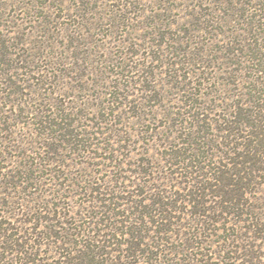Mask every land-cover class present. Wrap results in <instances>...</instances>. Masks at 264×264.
<instances>
[{
    "label": "rangeland",
    "instance_id": "1",
    "mask_svg": "<svg viewBox=\"0 0 264 264\" xmlns=\"http://www.w3.org/2000/svg\"><path fill=\"white\" fill-rule=\"evenodd\" d=\"M262 150L264 0H0V223L41 264L99 218L103 264H264V178L203 193Z\"/></svg>",
    "mask_w": 264,
    "mask_h": 264
},
{
    "label": "trees",
    "instance_id": "2",
    "mask_svg": "<svg viewBox=\"0 0 264 264\" xmlns=\"http://www.w3.org/2000/svg\"><path fill=\"white\" fill-rule=\"evenodd\" d=\"M258 121L259 120L256 119L253 122V120L251 121L249 119L247 122L248 124L246 122L244 124L246 125L245 127H247V125H248V129H249V128H253V126L255 125L253 123H257ZM257 126L258 125H255V127H257ZM251 149H252L251 144H249V146H248V153L249 154H251L250 153ZM262 151H264V150H262ZM260 154H264V152H260ZM261 160H258V161L261 162ZM254 161L256 162L257 160L254 159ZM245 162H241V164H244ZM261 163L264 164V160ZM254 174H256V173L253 171L251 173H246V172L244 173V171H239V170H238L237 174H231V175H229V174L224 175V173L218 174L217 176L214 177V179H213L214 183L213 184H210V183L206 184V182H204L205 187L203 188V193L210 192V195H212L213 197H218L220 195L219 193H221L220 189H225V187L228 188V186H231V185L234 187L238 186V194H236V193L234 194L235 198H237V199H234V202H235L236 206L243 207L244 203H243L242 198L245 197V195H247L248 186L255 185L257 179H260L262 177L264 178V170L258 171V174H262V176H256V175L254 176ZM226 177H229V179L232 178L235 180L229 181ZM229 182H231V183H229ZM220 184H221V186H220ZM221 191H222V193H225V192H223V190H221ZM203 195L204 194H201V196H203ZM226 202H228V201H226ZM51 210H48V212H46V209L42 208V210L39 213H34L33 211H29L26 213V215L29 216V219L22 222V223H24V224L33 223L34 226L35 225L43 226L44 224L48 225V223L53 224L54 222H56V219H57V217H59V215L57 216L56 212L52 213ZM47 213H48V215H50L51 218L45 216ZM60 215H62V214H60ZM101 219L102 218H99L98 222L93 224V226H91L92 223H89L88 226L85 225L86 226L85 229L88 230L89 233L93 234V237H90V238L87 237V239L84 241L85 244L82 245L83 248L81 250H78V251L72 250L71 248L69 250H66L65 252L67 254L65 253V254L60 255L61 257L56 264H95V263L103 264L104 262L103 261L100 262L99 259H97V258H100L102 256H105V255H108L111 253V252L106 253V249L111 248L114 245H116L117 247L121 246V245L124 246L125 244H123V243H115V240H116V237L118 236V234H120L122 236L123 233L122 232L118 233V230H116L114 227H112V225L109 226L107 224L106 220H104V219L101 220ZM100 220H101V222H99ZM36 229H38V228H36ZM83 232H85V230H83ZM253 232H256V231L254 230ZM20 233L21 232H20L19 228H14V226L10 227V225L6 226L4 223H0V264H4V259H5L4 255H6V253H12L13 251L17 255H20V256H22L23 254L24 255L22 256L23 258H18V259L12 260V264H36V263L41 264V261L35 259L36 255H37L36 253H28V252L24 251L25 246L27 244L24 241L21 242V240L17 238V236H19ZM80 233L78 232V233L74 234V236H76V239L79 238ZM108 233L111 235H109ZM30 235L34 236V238H36V239L39 236H40L39 238L41 239V237L43 236L42 234H35L33 232H31ZM195 236H196V234H190V236L188 234H185V235L183 234V237H185V238H183L184 242L187 243L192 238H195L194 240H197L198 238H196ZM50 237H51V234H50ZM254 239H259V238H257V236H255ZM68 244H72V243L68 242ZM139 244H140L139 242H135V243H132L130 246L128 245V250H132L131 251L132 257L137 253V251H138L137 247ZM63 245L65 246L67 244L64 243ZM63 245L59 246V248L61 250L66 249V248H64ZM76 245H77V243H76ZM248 248H251V247H248L245 245L243 248H240V251H243V250L248 249ZM72 251H74L75 254H71ZM238 251H239V248H238ZM184 252H188V249H186ZM243 258L250 260V256L246 255V254H244ZM243 258H241V259H243ZM249 260L246 261V264H253V262L252 261L249 262ZM251 260H254V258H252ZM107 261L108 260H105L106 263H107ZM111 264H113V261H111ZM206 264H208V262ZM254 264H257V263H254Z\"/></svg>",
    "mask_w": 264,
    "mask_h": 264
}]
</instances>
